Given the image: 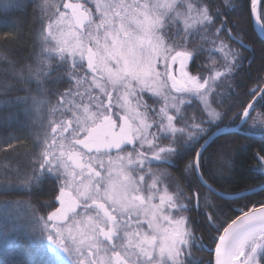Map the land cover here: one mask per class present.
Wrapping results in <instances>:
<instances>
[{"label":"snow or ice","instance_id":"snow-or-ice-1","mask_svg":"<svg viewBox=\"0 0 264 264\" xmlns=\"http://www.w3.org/2000/svg\"><path fill=\"white\" fill-rule=\"evenodd\" d=\"M0 5L32 9L0 55V195L23 197L0 200V237L44 241L55 264H264V200L227 227L213 202L252 191L229 196L246 145L211 141L226 121L264 138L244 39L264 0ZM254 156L264 172V142Z\"/></svg>","mask_w":264,"mask_h":264},{"label":"trees","instance_id":"trees-1","mask_svg":"<svg viewBox=\"0 0 264 264\" xmlns=\"http://www.w3.org/2000/svg\"><path fill=\"white\" fill-rule=\"evenodd\" d=\"M29 0H24V4L27 5ZM2 7V5H0ZM32 9L31 7L24 8H11L7 11L0 10V55H3L5 51H13L15 49L14 43V33L20 31V35L27 40L28 33L23 31L24 25H27L31 20ZM17 19H22L24 21V25L18 27L15 26V22ZM7 34L9 43L7 45L4 44V38ZM245 43L250 45L248 51H246L245 55L249 56L253 60L252 67L256 68L261 63V60L264 59V40H261L254 31V26L252 24L251 28L248 30V36L244 38ZM25 54L26 53H22ZM247 62H245V67H247ZM252 80H248V87H255L256 81L254 77L256 73L253 71L250 73ZM264 86V85H262ZM231 103V101H229ZM221 110V109H218ZM264 111V109H263ZM233 113L229 112L228 116L231 118ZM255 115V113L253 114ZM224 125H229L227 121ZM222 126V125H221ZM216 128H212V132ZM2 131V128H0ZM226 139H231L234 141L236 145L244 144L246 147L242 149L238 155V158L235 163L234 175L231 177V183L229 187V195H231V189L233 186H240L241 188L245 186H254L256 188L261 184V180H264V172H262L257 167V161L255 159L254 153H256L261 147L262 142H264V138L261 136H247L242 132H236L232 134H226L218 137L213 142V147L216 144L221 143ZM2 154H0V159H2ZM207 178V177H206ZM209 184H212L217 191H222L219 183H214L212 180L208 181ZM201 191H206L205 189H201ZM257 193H260L257 192ZM22 195L13 193L8 196L0 195V200L3 199H22ZM264 200V195L253 194L247 196V199H242L238 203H229L221 201L220 199L213 197L214 203H222L224 209V216L221 218L224 223V227H226L232 219H235L238 215H241L242 212L240 209L247 211L251 209L253 206L259 207L260 201ZM247 205V208L244 206ZM221 229V233H222ZM7 258L10 261V264H54L51 260L49 254L35 244H33L31 239L21 238L19 241H15V237H10V239H3L0 237V258Z\"/></svg>","mask_w":264,"mask_h":264},{"label":"water","instance_id":"water-1","mask_svg":"<svg viewBox=\"0 0 264 264\" xmlns=\"http://www.w3.org/2000/svg\"><path fill=\"white\" fill-rule=\"evenodd\" d=\"M253 26H254V31L256 33V35L261 39V40H264V32H261L260 31V28L258 25H256L255 23H253ZM240 127H237V126H234V127H220L219 130L215 129L212 133H214V135H212L211 137V141H214L215 139H217L218 137L220 136H223V135H226V134H232V133H236V132H240ZM244 135H247V136H259V135H251V134H245L243 133ZM261 187H264V185H261V186H258L256 188H253L251 192H242L241 194L244 196V197H247V196H250V195H253L254 193H257L261 190ZM206 190V189H205ZM219 192V191H217ZM230 196V195H229ZM258 208V207H257ZM242 215V214H241ZM231 223V222H230ZM229 223V224H230ZM223 232V231H222ZM222 234V233H221Z\"/></svg>","mask_w":264,"mask_h":264},{"label":"rangeland","instance_id":"rangeland-1","mask_svg":"<svg viewBox=\"0 0 264 264\" xmlns=\"http://www.w3.org/2000/svg\"><path fill=\"white\" fill-rule=\"evenodd\" d=\"M2 214H3V209L0 208V219H2ZM10 237H13V236H10ZM10 237H9L8 239H10ZM31 240H32L33 244H35V245H36L37 247H39L41 250L47 252V253L49 254L51 260H52L53 263L55 264V259H56L55 256H54L53 254H51L50 252H48L47 249L44 247V244H45L46 242H44V241H40L39 239H35V238H33V239H31Z\"/></svg>","mask_w":264,"mask_h":264},{"label":"flooded vegetation","instance_id":"flooded-vegetation-1","mask_svg":"<svg viewBox=\"0 0 264 264\" xmlns=\"http://www.w3.org/2000/svg\"><path fill=\"white\" fill-rule=\"evenodd\" d=\"M260 111H263V109H261V108H257V112H260ZM222 126H227V127H233V126H235V125H222ZM222 126H220V127H222ZM240 132H242V133H246V134H251V135H259V136H261L260 135V133L257 131V132H255V133H253V132H251V131H247V130H245V129H240ZM259 136H257V137H259ZM261 186V185H260Z\"/></svg>","mask_w":264,"mask_h":264}]
</instances>
